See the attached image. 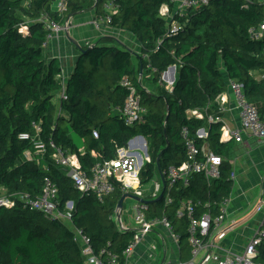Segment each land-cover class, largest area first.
Wrapping results in <instances>:
<instances>
[{
	"label": "trees",
	"instance_id": "trees-1",
	"mask_svg": "<svg viewBox=\"0 0 264 264\" xmlns=\"http://www.w3.org/2000/svg\"><path fill=\"white\" fill-rule=\"evenodd\" d=\"M106 1L69 0L65 14L58 15L51 0H0V187L38 197L49 178L58 188V209L66 213L67 203H74L69 220L46 216L19 199L12 207H0V264H88L77 230L89 237L94 253L105 262L108 252L119 256V264L127 262L123 253L135 230H120L113 217L125 192L118 187L102 200L93 192L84 193L67 168L52 157L51 141L64 150L80 152L67 121L84 138L80 160L88 171L95 163L116 157L118 148L132 137L144 135L150 160L141 168L140 179L149 182L160 170L163 173L188 159L184 128L200 150L207 141L210 150L223 157L220 177L208 183L203 173L193 174L188 186L173 191V205L151 214L168 215L180 234L181 250L188 254V219H178L174 213L180 199L200 201L198 216L207 210L208 202L217 213L218 204L231 196L234 186L235 140H222L223 123L209 120L210 112L219 109L217 97L230 79L244 84L248 100L264 119V78L256 75V71L264 73V39L253 40L248 34L264 19V8L256 0H212L189 7L182 16H174L180 25L177 30L160 14L165 2L173 9L170 0H111L117 9L109 14L108 25L138 38L142 43L138 62L130 48L119 44L79 46L67 81L68 98L56 104L53 97L62 88L58 74L63 67L58 57L47 52L50 30L41 17L48 15L61 24L90 10L94 17H106ZM22 25L28 29L21 31ZM171 65L177 67V78L171 90H164L157 84ZM126 78L129 85L124 84ZM145 80L158 90H148ZM130 85L147 108L143 120L133 125L119 111ZM195 108L203 111V117L188 114ZM34 123L40 124L47 146L40 163L24 159V150L33 143L20 138L21 133L34 130ZM201 128H206L207 137L197 134ZM258 260L264 264V242Z\"/></svg>",
	"mask_w": 264,
	"mask_h": 264
},
{
	"label": "built area",
	"instance_id": "built-area-1",
	"mask_svg": "<svg viewBox=\"0 0 264 264\" xmlns=\"http://www.w3.org/2000/svg\"><path fill=\"white\" fill-rule=\"evenodd\" d=\"M53 1L56 4L55 7L52 5ZM170 1L174 2V5L176 4L178 9L173 12L170 9L169 3L165 2L161 5L160 14L168 18L172 30H177L180 25L174 19L176 14L182 16L187 8L208 4L212 0H182L181 4L178 3V0ZM256 1L264 8V0ZM68 2L69 0H51V7L58 15H63L68 9ZM104 8L108 15L106 17H94L93 20L98 28L103 25H108L110 21L109 14L114 12L117 6L113 1L108 0L105 2ZM41 20L46 22V26L50 30L48 40L54 34H58L60 31L66 29L64 24L49 18L48 15L42 16ZM27 29L28 25L20 26L21 31ZM248 34L253 40L264 39V19L258 24L251 26L248 29ZM168 72L169 70L163 73L164 75H162L161 81L163 79L165 80ZM58 77L62 81V88L59 91V101H61L62 99L68 98L66 87L69 77L64 71L59 73ZM258 78H264V73ZM174 82L175 79H169V87H173ZM124 84H130L127 78L124 80ZM129 87L130 94L119 111L125 122L133 125L143 120L144 115L147 113V108L142 104L141 96L136 87L134 85H130ZM229 87L235 94L241 126L232 127L228 124H223L221 127V139H234L239 142H244V134H247L264 141V119H262L257 105L248 100L245 94L244 84L238 80L230 79ZM188 114L190 116L203 117L204 113L201 109L195 108L188 110ZM209 120L216 122L222 121L219 115H209ZM33 127V131L20 134L21 139L29 140L33 143V147L24 150L23 157L24 159L35 160L40 163L42 157L46 155L47 146L40 136L42 131L40 124L34 123ZM94 134L98 136L97 132ZM182 134L186 142L188 159L179 165H170L163 172L166 179V186L164 188L161 176L156 175L158 177L155 176L153 178L155 185L147 193L141 187L140 170L144 163L150 160V157L149 153H147V140H143L140 136L133 137L125 146L119 147L116 157L95 163L89 171L82 167L80 160V153L84 154L85 150L80 149V152L64 150L53 141L50 142V145L54 148L52 157L56 163L67 168L68 176L73 179L75 186L80 191L84 193L93 192L102 200L115 192L119 187L125 193L129 194L130 197L137 200L134 206L135 224L133 227H130L122 221L121 215L118 216L117 208L113 215L120 230H135L133 239L123 253L127 259L126 264H128L130 256L134 253L143 238L154 232L158 227L167 229L177 245H180V235L176 231L177 227L172 223L167 214L151 215L157 209L156 204L150 205L146 197L154 200L163 192V196L165 195L164 205L169 207L175 202L173 191L180 185L188 186L193 174L203 173L208 183L220 177V166L223 157L211 150H206L204 147L200 150L194 139L188 136V130L186 128L183 129ZM197 134L205 138L208 136V131L206 128H201ZM231 177L234 178V172L231 173ZM165 190H167L166 193H164ZM57 193L58 188L56 184L49 178H46L42 193L38 197H32L29 193L12 194L5 187H0V207H12L16 204V200L19 199L25 206L33 210L41 211L46 216L69 220L71 219L70 211L73 209L74 203L69 201L67 203L69 211L66 213L61 212L56 203ZM230 197L218 204L219 211L217 213L213 212V206L210 202L206 203L207 210L200 216L197 215L198 206L201 205L200 201L195 202L192 199L186 198L180 199L179 205L175 208L174 213L178 219H188L187 234L188 242L191 246V256L187 259L168 260L162 264H262L258 258L261 244L264 242V218L260 226L255 229L253 235L250 237L244 251L238 253L225 249L222 246V241L231 232H234L241 222V220L230 216L228 211L229 203L231 202ZM254 214H262L264 217V178L261 183L259 198L252 208L251 215ZM76 236L82 243V252L88 264H119V256L112 252H108L106 262L97 256L90 244L89 237L84 235L81 230L76 231Z\"/></svg>",
	"mask_w": 264,
	"mask_h": 264
},
{
	"label": "crops",
	"instance_id": "crops-1",
	"mask_svg": "<svg viewBox=\"0 0 264 264\" xmlns=\"http://www.w3.org/2000/svg\"><path fill=\"white\" fill-rule=\"evenodd\" d=\"M181 1L182 0H178V3L181 4ZM177 9L178 6L175 4L172 11L175 12ZM94 14L95 12L93 10L76 14L75 16L71 17L69 20L62 23L66 28L65 30L60 31L58 34H54L47 41L46 47L49 56L58 57L60 59L62 63L63 71L68 77H70L71 73L73 72L75 63L77 61V58L79 57L78 56L80 51L79 46L88 43L94 44L96 43L95 41L96 39L99 40L106 39L112 41L115 40L114 44H119L130 48L134 52L135 61L138 62L139 60L138 55L141 54L142 43L138 40V38L134 34H132L131 32L125 29L113 28L108 25H103L100 28L96 27V25L93 22ZM79 15H83V16L80 17ZM176 78H177V67L175 71V80ZM169 79L172 80L171 74ZM157 85L159 87H162L164 90H171L173 88L172 86L169 87V83L166 76H165V80L163 79ZM157 85H154L149 81H146V88L148 90L157 91L158 90ZM217 103L219 105V109L212 110L210 112L211 114L209 115H213V116L219 115L222 119L221 122L223 124H228L229 126L232 127H240L241 122L239 118V110L236 106L235 94L229 86L226 90H224L218 95ZM244 140H245L244 142H239L235 140L236 146L232 154V169H233L232 172H234V178H233L234 186L231 196H234V198L238 199V202H240L241 200H245L250 205L252 203L254 204L257 202V199L259 198L260 195L261 183L264 178V141L259 140L247 134H244ZM203 147L206 150H210L207 141H205ZM80 149L85 150V147L83 146ZM158 175L161 176V173H159ZM143 184L145 183H141V187ZM164 187L165 186L163 184V188ZM151 189L152 188H149L147 190L143 189V190L147 193ZM164 196L162 197L161 200H157L158 197L154 200H151L148 197H146V200L149 201L150 205L156 204L157 209H160L162 207H163L162 209H164L167 208V206L164 205ZM244 210L245 207L242 205V203L233 204L231 213L238 214L239 212H242ZM120 215L122 216V212L120 213ZM246 216H249V214H247ZM247 219L249 220L248 217ZM163 228L164 227H158L157 229H155L153 233H157L159 229H163ZM255 229L252 230V234L250 235V237L253 235ZM166 231L168 230L166 229ZM228 236L225 239H227ZM250 237L248 241L250 240ZM172 240H173L172 253L175 254V258H171V259L169 258V260L175 261L182 258L187 259L191 256V249L189 250L188 254H186L181 250L180 248L181 244L178 246L173 238ZM152 241H154V238L152 237L151 234L145 236L143 240L139 243V245L136 247L134 253H132V255L130 256L131 261L129 260L128 264H153V263L162 264L163 262L168 261L166 258L168 256L167 255L168 252L165 250L163 260L161 262H158V259L156 257L158 255V252L153 250L154 248L152 246L149 247V243H151ZM224 243L225 242L222 241V246ZM233 244L234 242L231 243L230 247L225 249L236 252L237 248L234 247ZM244 249H245V245H244ZM153 251L155 253H152ZM152 255L155 256V259L154 256Z\"/></svg>",
	"mask_w": 264,
	"mask_h": 264
},
{
	"label": "rangeland",
	"instance_id": "rangeland-1",
	"mask_svg": "<svg viewBox=\"0 0 264 264\" xmlns=\"http://www.w3.org/2000/svg\"><path fill=\"white\" fill-rule=\"evenodd\" d=\"M52 5L55 7L56 4L53 1ZM80 17H82L83 15H79ZM88 16V15H86ZM96 42H100L101 44H109L112 45L115 43V40H106V39H96ZM170 72L168 73V75L166 76L167 80H169L170 77ZM164 75V74H163ZM256 75L258 77H261L263 75V72H259L256 71ZM146 82V80H145ZM53 100L56 104L59 103V93L56 94L53 97ZM65 116L68 117V115L65 113ZM66 126L69 128L70 134L74 140V142L76 143V145L78 147H83L85 145L84 142V138L80 137L78 134H76L72 128L70 123L67 121L66 122ZM155 185L154 183V179L150 180L149 182H146L145 184L142 185V188L144 190H147L149 188H153ZM231 202L229 203V207L228 210L231 213L232 208H233V204H238V203H242V205L245 207V210L242 212H239L238 214H233L231 213V217L236 218L238 220H241L240 224L237 226V228L235 229L236 231L231 232L230 235L228 236L227 239H224L223 242H225L223 244L224 248H228L231 246V243L234 242L233 246L237 248L238 253H241L244 249V245L246 246V242H248V239L250 237V235L252 234V230L253 229H257L263 218L262 214L257 215H251L252 213V208L254 206V204H248L245 200H241L240 202H238V199L234 198V196L230 197ZM137 200L132 198V197H128L125 198L124 202H123V210H122V216L121 219L122 221L129 225L130 227H133V225L135 224L134 221V215H135V211H134V206L136 205ZM249 212V213H247ZM247 214H249V216H246ZM251 215V216H250ZM246 216V217H244ZM247 217L249 218V220L247 219ZM164 229V230H163ZM163 229H159L157 231V233H151L152 237L154 238V241H152L151 243H149V247H153L155 251L158 252V255L156 256L158 259V262H161L163 260L164 257V251L166 250L168 252V256L166 257L167 260H169V258H175V254L172 253V247H173V240L171 238V235H169L168 231H166L165 228ZM255 231V230H254ZM163 235V237H162ZM188 242V241H187ZM246 243V244H245ZM165 246V247H164ZM152 253H155L154 251ZM134 256V255H133ZM154 256V255H152ZM135 259V257H134ZM155 259V256H154Z\"/></svg>",
	"mask_w": 264,
	"mask_h": 264
},
{
	"label": "water",
	"instance_id": "water-1",
	"mask_svg": "<svg viewBox=\"0 0 264 264\" xmlns=\"http://www.w3.org/2000/svg\"><path fill=\"white\" fill-rule=\"evenodd\" d=\"M168 70L171 72L172 80H174V79H175L176 65H171V66L169 67ZM139 136H140L143 140H145V136H144V135H139ZM147 153H148V151H147ZM141 163H142V161H141ZM159 170H160V168H159ZM160 173H161V178H162L163 184H164V186H166V179H165V176H164V174L161 172V170H160ZM127 196H129V194H127V193L123 194L122 197L120 198L118 204H117L118 216H120V213L122 212V209H123V202H124V200H125V198H126ZM162 197H163V193H161V194L158 196L157 200H161Z\"/></svg>",
	"mask_w": 264,
	"mask_h": 264
}]
</instances>
